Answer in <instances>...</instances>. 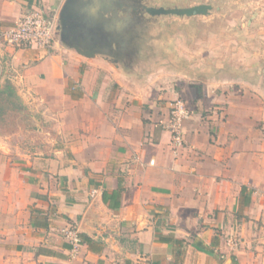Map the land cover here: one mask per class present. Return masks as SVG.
Masks as SVG:
<instances>
[{"label": "crops", "instance_id": "obj_1", "mask_svg": "<svg viewBox=\"0 0 264 264\" xmlns=\"http://www.w3.org/2000/svg\"><path fill=\"white\" fill-rule=\"evenodd\" d=\"M66 1L0 0V32ZM239 8L189 17L173 67L0 40V92L41 136L0 137V264H264V0Z\"/></svg>", "mask_w": 264, "mask_h": 264}, {"label": "water", "instance_id": "obj_2", "mask_svg": "<svg viewBox=\"0 0 264 264\" xmlns=\"http://www.w3.org/2000/svg\"><path fill=\"white\" fill-rule=\"evenodd\" d=\"M141 1L144 0H67L58 14L57 38L88 57L93 54L92 49H112L115 56L122 59L128 52L131 61L126 65L138 67L142 61L154 58L150 54L152 49L134 47L142 34V10L150 17L171 15L187 18L204 16L211 10L209 5L170 9L145 7ZM118 9L127 16H118ZM130 12L132 15H129Z\"/></svg>", "mask_w": 264, "mask_h": 264}, {"label": "rangeland", "instance_id": "obj_3", "mask_svg": "<svg viewBox=\"0 0 264 264\" xmlns=\"http://www.w3.org/2000/svg\"><path fill=\"white\" fill-rule=\"evenodd\" d=\"M243 1L244 0H144L140 3L145 7H162L165 9L189 8L199 6L196 4L202 3L200 5H211L214 14H216V8L219 7L224 8L223 15L236 16L241 13V9L239 7L243 4ZM253 9H250L247 15H249V13L253 11ZM141 13L140 15L142 16L140 17L144 21V23L141 24L142 34H140L139 39L135 41L134 47L137 46V48H141L143 46L142 49H152L150 54L155 58H153V60L161 59L162 66L173 67V64L177 62V35H179L180 32L183 33V37L187 35V45L190 44L188 31L186 30L184 32V29L186 27L185 22L196 20H189L190 18L171 15L150 17L145 12H143V10ZM129 15H132V12H130ZM118 16L126 17L127 15L124 14V12L119 11L118 9ZM200 20L205 21L203 25L207 23V20H205V18H197V21ZM188 27L189 26H187L186 29ZM252 41V38L246 39V42H249L250 44H253ZM262 45H264V38H262ZM155 49H158L157 53ZM168 74L170 73L164 72V76ZM167 77L169 79V76ZM10 95L11 94L9 93L0 92V137H13L17 134V137H13L12 142L15 143V141L17 140V143L26 142V144L27 142H29V140H31L30 137L38 136V138H41L39 132H37V128L35 127V121L32 122L28 115L24 113L21 104H19V102L17 101L13 102V98H10ZM34 131H36V133Z\"/></svg>", "mask_w": 264, "mask_h": 264}, {"label": "built area", "instance_id": "obj_4", "mask_svg": "<svg viewBox=\"0 0 264 264\" xmlns=\"http://www.w3.org/2000/svg\"><path fill=\"white\" fill-rule=\"evenodd\" d=\"M57 18V13L47 15L41 10L26 12L11 27L0 32V40L3 44L15 48L36 45L50 52L58 36ZM191 115L192 112L183 100L176 99L169 103L167 120L159 123L161 129L169 133L170 143L175 153L185 146L182 126ZM65 235L72 245L73 252L76 253L80 245L77 233L69 230L65 231ZM232 245L235 246V243Z\"/></svg>", "mask_w": 264, "mask_h": 264}, {"label": "trees", "instance_id": "obj_5", "mask_svg": "<svg viewBox=\"0 0 264 264\" xmlns=\"http://www.w3.org/2000/svg\"><path fill=\"white\" fill-rule=\"evenodd\" d=\"M10 94V93H9ZM11 96V95H10Z\"/></svg>", "mask_w": 264, "mask_h": 264}]
</instances>
